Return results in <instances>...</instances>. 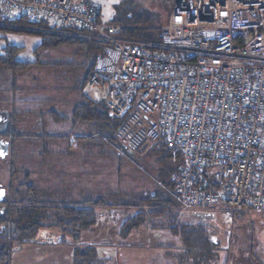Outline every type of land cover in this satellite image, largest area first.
I'll use <instances>...</instances> for the list:
<instances>
[{
  "label": "built area",
  "instance_id": "built-area-1",
  "mask_svg": "<svg viewBox=\"0 0 264 264\" xmlns=\"http://www.w3.org/2000/svg\"><path fill=\"white\" fill-rule=\"evenodd\" d=\"M0 18L103 42L87 97L119 122L120 149L178 158L181 209L231 228L237 214L264 212V0H176L164 23L144 27L102 22L95 0H0ZM134 29L158 37H122Z\"/></svg>",
  "mask_w": 264,
  "mask_h": 264
},
{
  "label": "rangeland",
  "instance_id": "rangeland-1",
  "mask_svg": "<svg viewBox=\"0 0 264 264\" xmlns=\"http://www.w3.org/2000/svg\"><path fill=\"white\" fill-rule=\"evenodd\" d=\"M95 2L101 9L102 22L131 25L140 17H150L160 24L164 23L169 15L167 10H172L176 0H95ZM155 25L157 24L153 26ZM39 44L40 38L37 36L0 31V54L6 45L20 47L23 50L17 59L22 62L38 60L44 65L48 60L52 59L54 62V59L70 54L65 50L61 52L41 51V54L36 56L34 51ZM52 72L47 66H40L17 79L16 85L19 89L13 99L17 101L16 104L12 102L11 98L10 78L0 74V110L17 114L12 123L17 133L23 134L24 130L29 133L31 125L35 124L39 118L40 111L49 109V105L46 107V98L43 93L42 95L40 93L46 92L43 90L46 87L55 89L56 82L48 81V77L53 78ZM84 94L87 97L86 89ZM58 98L63 102L54 104L53 109L62 115L61 117H65L66 121L60 124L58 119L50 118L46 113L42 114L40 121L45 123L49 134H70L72 129L79 127L77 124L72 125L70 117L72 118V112L80 102V96L75 94L66 98L65 95L60 97L56 95L55 102ZM87 100L90 102L88 97ZM90 133L89 129H84L86 136ZM51 145H48L47 148L51 150L52 156L47 158L45 164L41 166V176L35 175V171L39 172L40 170L36 163L37 158H35L38 155L36 153L38 144L33 145L20 140L16 142L12 150H9L11 155L8 156V161L12 163L13 168L17 165L18 169L14 173L9 171L7 164L1 163L0 182L10 190V199L19 200L21 195H25L26 189L21 186L24 183L33 184L38 190L36 194L38 201H48L53 204L82 202L86 199L95 200L98 196L104 198L108 196L109 192L113 193L118 189L124 194L143 196L148 192L162 191L164 185L172 180L178 165L175 161L165 158L164 150L162 151L160 146L153 150H147L145 153H132L123 152L124 150L120 149L117 143L104 146L98 143L76 142L72 146L69 142H61ZM72 150L76 151V155L70 153ZM67 154L68 157L64 158ZM30 157H33L34 161ZM22 160L29 161L28 171H31V176L26 180L22 173ZM164 193L166 194V192ZM166 195L171 196L170 194ZM126 199L128 201V198ZM183 214L187 215L190 220L192 219L190 212L184 211ZM103 217L109 220V217ZM103 217L98 215V220H104ZM195 220V223L187 225L193 227L199 225L206 230L208 238L213 236L217 239L218 244L211 252L217 254L218 263L214 260L212 264H264V212L251 211L248 215L237 214L234 219L235 228H231L220 215L214 219ZM167 223L168 221L165 219L164 224ZM170 233H168L170 237L167 238L177 240L182 245L198 247L200 256L203 254L202 248L195 242V234L191 235L192 240L188 244L186 235H182L180 231L175 235ZM57 234L58 232L55 231H41L34 244L47 245L49 240L54 241L56 237L58 238L57 244H59V238L62 235L57 236ZM63 239L64 243L68 245L74 244L70 237ZM195 244H197L196 247ZM213 255L215 256L214 253ZM11 259L16 263L22 260L20 256L15 258V255L14 257L12 255Z\"/></svg>",
  "mask_w": 264,
  "mask_h": 264
},
{
  "label": "trees",
  "instance_id": "trees-1",
  "mask_svg": "<svg viewBox=\"0 0 264 264\" xmlns=\"http://www.w3.org/2000/svg\"><path fill=\"white\" fill-rule=\"evenodd\" d=\"M167 12L170 13L171 9H168ZM154 24L159 25L160 23L154 18L140 17L131 25L152 26ZM0 31L39 37L40 44L34 51L36 56L40 55L41 51L61 52L65 50L70 53L63 58L54 59V62L52 59L48 60L46 64L42 65L38 60L34 62L19 61L17 57L23 50L20 47L6 45L2 50L0 54V74L10 78L11 98L15 104L17 101L13 99H15L19 89L16 85L17 79L27 75L28 72L36 69V67L47 66L49 70L53 71V75L51 74L53 78L51 76L48 77V81L50 83L53 80L56 82L55 89L46 87L43 89L46 92L40 93L41 95L43 93L46 98V107L49 105V109L40 111L39 118L35 121V124L31 125L29 133L25 132V130L23 134L15 131L12 123L17 114L15 112L10 113V125L5 132V137L10 143L11 150L16 142L20 140L33 145L38 144L39 155L37 158L38 160L42 159L43 165L45 160L52 156L51 150L47 148L48 145L61 142L70 143L71 138H75L76 142L84 144L98 143L106 146L111 143H117L115 133L119 122L110 119L106 115L103 106L92 104L84 94L89 79L94 74L95 58L102 51V41L86 30L51 28L43 23L32 24L26 19L8 22L0 18ZM122 37H129L135 40H150L152 38L156 39L158 34L145 30H131L124 32ZM75 94L80 96V102L74 108L70 119L72 125L77 124L79 127L72 129L70 134H49V130L44 125L45 123L40 121L42 114L46 113L50 118L55 117L58 119L60 124L64 123L66 118L61 117L62 115H59L53 109L54 104L63 102L59 98L55 102V96L65 95L66 98H69ZM51 103L52 105H50ZM81 127L89 129L91 133L88 136L82 134ZM153 149L155 148H147L132 153H145L147 150ZM160 149L164 150L163 153H165L166 159L178 163V158L173 157L166 148L160 147ZM72 152L73 150L70 151V153ZM62 157L64 156L62 155ZM66 157H68V154L64 158ZM30 159L33 160L34 158L30 157ZM171 172L173 171L171 170ZM176 172L177 169L173 175ZM28 178L29 174L26 175L25 180ZM21 186L26 189L25 195H21L19 200L11 198L10 203L7 205L5 218L1 217L0 219V228L2 227L0 230V264H11L13 253L23 246L33 244L41 231L60 233L62 236L59 238L60 243L58 245L65 244L63 239L65 237L80 241L82 234L96 225L99 219V212L101 211L115 212L117 208L136 211L135 217L126 220L121 227L120 236L124 237L141 223L149 221L155 224L160 222V224L164 225L165 219L169 220L173 213H177V210L181 209L177 201V195L174 192L172 180L164 185L162 191L148 192L143 196L139 194H124L118 189L113 193L109 192L104 199L98 197L95 200L86 199L82 202L57 204L48 201H38L36 197L38 190L33 184L24 183ZM164 192L171 196H167ZM126 198H128V201ZM178 231L182 235H186L185 238L188 243L192 240L191 235H196V238H198L197 244L200 245L199 247L202 248L203 253L201 256L200 253L197 254L198 260L202 257L204 264H210L211 261L215 260L217 254L213 252L214 256L211 252L213 251L212 249H215V246L209 243V238L203 227L192 228L183 227L179 223L173 224L171 234L175 235ZM93 252L94 250L89 247L76 248L73 251L72 264H98Z\"/></svg>",
  "mask_w": 264,
  "mask_h": 264
},
{
  "label": "crops",
  "instance_id": "crops-1",
  "mask_svg": "<svg viewBox=\"0 0 264 264\" xmlns=\"http://www.w3.org/2000/svg\"><path fill=\"white\" fill-rule=\"evenodd\" d=\"M80 130L84 134L83 127ZM72 154L76 155V151ZM177 211L167 220V224L163 225L160 222L155 224L149 221L141 223L124 237L120 236L121 227L126 220L135 217L136 211H128L125 208H117L115 212L101 211L99 215L107 216L109 220H106V217H103L104 220H98L95 226L82 234L80 241L73 240V245L66 243L64 245H35L34 243L26 245L13 254V257L20 256L22 260L16 263L11 259V264H72L73 251L76 248L86 247L94 250L98 264H204L202 257L199 260L197 258V254L200 253L198 247L182 245L177 240L167 238L173 224L179 223L183 227L197 228L199 225L193 227L187 224L195 223V219L203 220L195 216L196 212H190L192 217L190 220L180 208ZM59 235L60 233L57 234ZM195 242L198 243L196 237ZM217 257L216 263H218ZM212 263L211 261L210 264Z\"/></svg>",
  "mask_w": 264,
  "mask_h": 264
},
{
  "label": "flooded vegetation",
  "instance_id": "flooded-vegetation-1",
  "mask_svg": "<svg viewBox=\"0 0 264 264\" xmlns=\"http://www.w3.org/2000/svg\"><path fill=\"white\" fill-rule=\"evenodd\" d=\"M10 125V124H9ZM0 140H2V141H5V142H7L8 144H9V150H10V143L7 141V139H6V137H5V133L4 134H0ZM38 151L39 150H36V153L39 155V153H38ZM36 154V155H37ZM9 155H11V154H8V156ZM37 155V156H38ZM8 156L5 158V159H0V164L2 163V164H7L8 165V168H9V171H13V172H17V165H15L14 166V168H13V165H12V163L11 162H9L8 161ZM37 156H36V158H37ZM29 161H26V160H22L21 161V163L24 165H22L21 166V168H22V173H24L23 174V177L25 178L26 177V175L27 174H29V176H31V171H28V163ZM37 166H39L38 167V169H40L39 170V172L37 173L36 171H35V175L36 176H41V171H42V159L40 160H38V158H37ZM20 168V169H21ZM0 170H2L1 169V167H0ZM27 170V171H26ZM20 171V170H19ZM0 186H1V188H3L4 190H5V197H4V200L0 203V219H1V217H4V215L6 214V209H7V205L10 203V201H11V199H10V196H11V193H10V190L8 189V187L7 186H5L4 184H2L1 182H0ZM15 193H16V191H15ZM5 218V217H4Z\"/></svg>",
  "mask_w": 264,
  "mask_h": 264
},
{
  "label": "water",
  "instance_id": "water-1",
  "mask_svg": "<svg viewBox=\"0 0 264 264\" xmlns=\"http://www.w3.org/2000/svg\"><path fill=\"white\" fill-rule=\"evenodd\" d=\"M10 113L7 110H0V134H4L10 124L9 119ZM9 154V144L5 141L0 140V159H5ZM5 190L0 186V203L4 200ZM195 216L201 219H210L212 216L205 213H196ZM209 243L217 246V239L213 236L209 237Z\"/></svg>",
  "mask_w": 264,
  "mask_h": 264
}]
</instances>
